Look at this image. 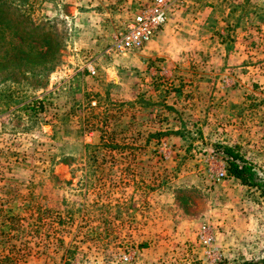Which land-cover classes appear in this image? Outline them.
<instances>
[{
	"label": "rangeland",
	"instance_id": "obj_1",
	"mask_svg": "<svg viewBox=\"0 0 264 264\" xmlns=\"http://www.w3.org/2000/svg\"><path fill=\"white\" fill-rule=\"evenodd\" d=\"M146 1L0 0V264H264V0Z\"/></svg>",
	"mask_w": 264,
	"mask_h": 264
},
{
	"label": "built area",
	"instance_id": "obj_2",
	"mask_svg": "<svg viewBox=\"0 0 264 264\" xmlns=\"http://www.w3.org/2000/svg\"><path fill=\"white\" fill-rule=\"evenodd\" d=\"M171 8L173 0H147L137 3L115 33V48L125 52L141 49L165 24ZM86 69L94 74L93 67L87 66ZM218 174L226 177L225 169H221ZM198 237L201 243H210L212 235L206 225L200 227Z\"/></svg>",
	"mask_w": 264,
	"mask_h": 264
},
{
	"label": "trees",
	"instance_id": "obj_3",
	"mask_svg": "<svg viewBox=\"0 0 264 264\" xmlns=\"http://www.w3.org/2000/svg\"><path fill=\"white\" fill-rule=\"evenodd\" d=\"M28 107L30 109H33L32 105ZM218 148H220L221 154L227 162V173L229 176L238 179L239 182H241L242 184L256 185L258 187L262 186L258 181L255 180L254 171L250 163L243 160V158L240 155H238L229 147L219 146ZM242 264H253V263L245 262Z\"/></svg>",
	"mask_w": 264,
	"mask_h": 264
},
{
	"label": "crops",
	"instance_id": "obj_4",
	"mask_svg": "<svg viewBox=\"0 0 264 264\" xmlns=\"http://www.w3.org/2000/svg\"><path fill=\"white\" fill-rule=\"evenodd\" d=\"M136 4H137V3H136ZM235 54H237V53H235ZM202 88H203L202 90H203V92H204L205 88H204V87H202ZM182 90H184V91H189V89H182ZM191 94H193V91H192ZM191 94H190V95H191ZM203 95H205V93H204ZM192 99H193V98H192Z\"/></svg>",
	"mask_w": 264,
	"mask_h": 264
}]
</instances>
